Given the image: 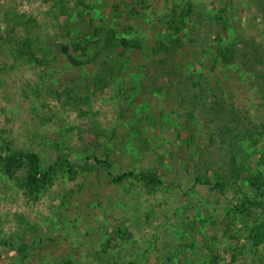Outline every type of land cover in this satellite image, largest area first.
<instances>
[{
  "label": "rangeland",
  "instance_id": "obj_1",
  "mask_svg": "<svg viewBox=\"0 0 264 264\" xmlns=\"http://www.w3.org/2000/svg\"><path fill=\"white\" fill-rule=\"evenodd\" d=\"M0 136V264H264V0H0Z\"/></svg>",
  "mask_w": 264,
  "mask_h": 264
},
{
  "label": "trees",
  "instance_id": "obj_2",
  "mask_svg": "<svg viewBox=\"0 0 264 264\" xmlns=\"http://www.w3.org/2000/svg\"><path fill=\"white\" fill-rule=\"evenodd\" d=\"M102 31L103 29H99L98 31L96 30V34L99 36L102 33ZM116 34H117L116 29L112 28L107 31V41H106L107 45L108 44L112 45L116 42ZM131 43L132 42L130 40L123 39L122 45L124 47H131L130 45ZM76 45L79 46L80 50H83L84 53H86L87 50L89 49V47H82L80 43H77ZM71 49L72 48L69 45H66L65 52H67L68 57L72 63L79 64L78 58L75 57V55H73V54H76L74 53L75 51L78 52L77 47L76 48L74 47V50L72 49L73 52L71 51ZM233 50L237 51V49H233ZM165 51L169 53L172 50L169 48H166ZM223 56L226 57V55H223ZM231 58H233V54L231 55ZM0 142L2 143L3 150L5 151V154H6L3 160L5 161V168H6L7 174L12 175L16 170L22 169L25 166V164H27V179H25V181L22 184V187L24 189L28 188L29 191H31L32 193L38 192L46 184L53 181L52 180V173L54 171L53 167L52 166L44 167V163L42 162V159L38 153L27 151V150H12L10 145H8L5 139H3L1 136H0ZM94 160L99 164L105 165L107 168H111V165L107 163L106 161H102L97 158H94ZM61 163L63 164V166H66L69 169L72 168V166L69 165L67 160L64 162L62 161ZM261 174L256 175L255 173L254 177H252L253 180L251 181V186L257 193L264 192V177H262ZM130 175L136 176L134 177L136 179L143 178L150 184L155 185L159 183V180L156 177H151L146 174L137 176V175H134L133 173H126L118 177H113V181L116 183H121L124 179L128 178V176ZM217 186L221 191L222 190L224 191L223 184L218 183ZM257 228L258 230H256L255 237L257 239H260V241H264V222L260 227L258 226ZM171 262H172V258L166 257V261L162 264H170ZM115 264H118V263H115Z\"/></svg>",
  "mask_w": 264,
  "mask_h": 264
}]
</instances>
